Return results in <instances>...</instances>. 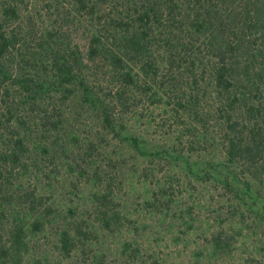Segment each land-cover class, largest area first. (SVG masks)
Listing matches in <instances>:
<instances>
[{
	"label": "trees",
	"instance_id": "16d2710c",
	"mask_svg": "<svg viewBox=\"0 0 264 264\" xmlns=\"http://www.w3.org/2000/svg\"><path fill=\"white\" fill-rule=\"evenodd\" d=\"M175 78L191 93L172 104L189 151L204 145L192 118L211 114L225 159L264 198V0H0V264L67 223L57 185L79 120L105 139Z\"/></svg>",
	"mask_w": 264,
	"mask_h": 264
},
{
	"label": "rangeland",
	"instance_id": "374dc122",
	"mask_svg": "<svg viewBox=\"0 0 264 264\" xmlns=\"http://www.w3.org/2000/svg\"><path fill=\"white\" fill-rule=\"evenodd\" d=\"M184 84H166L162 103L145 98L126 117L128 128L101 131L105 139L95 136L98 124L79 120L80 142L66 159L73 168L57 185L67 223L59 235L34 239L23 264H264L263 194L250 192L225 159L211 114L192 118L204 145L189 151L186 117L172 109L177 97H190ZM100 217L112 219V228ZM62 231L70 234L66 241Z\"/></svg>",
	"mask_w": 264,
	"mask_h": 264
}]
</instances>
